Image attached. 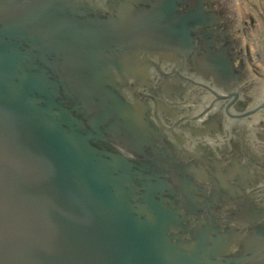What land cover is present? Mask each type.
I'll return each mask as SVG.
<instances>
[{
    "label": "water",
    "instance_id": "obj_1",
    "mask_svg": "<svg viewBox=\"0 0 264 264\" xmlns=\"http://www.w3.org/2000/svg\"><path fill=\"white\" fill-rule=\"evenodd\" d=\"M227 52L172 0H0V264H264Z\"/></svg>",
    "mask_w": 264,
    "mask_h": 264
},
{
    "label": "flooded vegetation",
    "instance_id": "obj_2",
    "mask_svg": "<svg viewBox=\"0 0 264 264\" xmlns=\"http://www.w3.org/2000/svg\"><path fill=\"white\" fill-rule=\"evenodd\" d=\"M172 1L183 13L186 32L208 33L216 45L227 48L237 75L234 115L243 112L234 125L247 129L249 143L262 145L264 152V0ZM196 46L203 54L205 45Z\"/></svg>",
    "mask_w": 264,
    "mask_h": 264
}]
</instances>
